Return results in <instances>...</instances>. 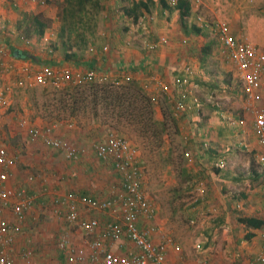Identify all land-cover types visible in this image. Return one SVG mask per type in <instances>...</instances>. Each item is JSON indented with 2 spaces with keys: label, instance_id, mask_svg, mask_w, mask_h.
Returning <instances> with one entry per match:
<instances>
[{
  "label": "rangeland",
  "instance_id": "374dc122",
  "mask_svg": "<svg viewBox=\"0 0 264 264\" xmlns=\"http://www.w3.org/2000/svg\"><path fill=\"white\" fill-rule=\"evenodd\" d=\"M100 1L103 8L97 13L96 17L89 16V19H87L92 26L93 34L87 36L88 43L86 45H81V48L84 47L82 54L69 59L64 57L60 44H58L59 38H57L62 20L63 0H50L46 7L37 9V16L44 18L46 22H50V31L47 42L42 40L40 46L37 41L33 43L31 41L32 57L36 58L38 62H31V65H28V73L32 75L46 66L55 67L53 61L50 60H55L60 67L77 64L82 66L87 59L85 50L92 48V46L101 49L105 45L110 48V45L115 44L123 51L122 53H124V48H133L141 56L146 57L148 54L144 50V43L155 38L158 32L162 30L166 32L174 28L171 33L175 36L173 41L179 49L187 50L186 48H189V46L200 48L197 59L201 61V67L197 66L198 68L195 70V78L199 80V83L197 86L192 87V95L200 102L199 116L190 118L184 114L175 113L173 100L182 97V92L181 95H176L175 92H171L169 89L167 94L160 90L157 93L150 92L147 94L148 92L145 90L147 96L152 100L154 118L157 120L164 119L167 125V135L164 136L161 146H157L152 135H140L141 133L135 131V127H139L138 125L130 124L124 117H121L122 115L119 116L122 111L118 108H114L113 111H104L98 107L95 115V112L87 107L84 111H76L71 114L60 109L61 103L59 100L63 89L58 90L41 84H27L18 87L17 83L24 77V74L21 75L16 71L11 73L13 67L0 58V63H3V65H0V92L8 88L4 96L6 101L4 104H0V147H5L17 155L16 168L18 171L37 176L40 182L45 183L50 188L49 179L57 182L61 169H72L77 172V175H80V178L76 183L74 181L66 184V188L71 190L72 186L75 187V184H77L81 190L91 195L96 194L106 197L111 188L117 185L118 177L112 167L108 164H101L97 160L89 147L93 142L102 138L108 129L114 130L131 144L142 171L144 191L157 208V222L161 234L172 238L174 243L180 247L179 258L175 257V260L177 262L182 261L183 255H185L182 248H184V251L187 250L193 254L200 243L198 232L202 229L201 222L194 221L192 223L189 219L188 209L196 198H201V195L204 194L198 190L199 183L203 184V190L208 185L206 184V178L202 176L205 168L203 167L199 172L196 171L197 167L207 165L206 161H201L205 152L201 146L203 138H201L200 129L207 125L205 120L209 116L208 112H213L212 119L224 120L228 124H234L233 126L237 129V119L234 117L243 118L245 124L246 122H252V111L264 109V93L257 92L253 98H245L238 73L221 54L220 41L210 32H203L201 36L194 34L193 25L188 23H186L185 28L182 27L178 12L172 11L169 18L165 19V16L160 15L159 7L154 0H143L148 5L149 15L146 16L148 22H141L140 28L143 27V29L141 28L138 32V26L131 19L123 16L122 5L115 4L114 0ZM195 10L192 9L191 13ZM167 11L170 12L171 10ZM198 11H201L202 16L209 21L219 20L225 22L238 40L249 41L257 51H264V0H201ZM149 17H152V19ZM146 22L147 24H145ZM149 25L154 26V28L147 30ZM189 37L191 38L187 40ZM183 40H187V43L183 44ZM53 44H57L58 49L54 50L51 55L46 54L49 49L47 47L52 48ZM126 44L127 47H125ZM43 47H45V50L42 49ZM187 53L189 52L187 51ZM63 61L66 63L63 64ZM85 67L87 68V66ZM98 67L97 65L93 69L97 71ZM99 70L104 69L99 68ZM114 77L112 76L107 83L112 84ZM98 79H95L94 82L99 83ZM131 81L136 82L137 80L133 79ZM122 84L128 83L121 81L119 85ZM153 94L156 96L153 97ZM216 106L222 111L224 119L214 113L213 108L216 109ZM189 107L193 108L192 105H189ZM194 111L197 112L195 109ZM68 116L75 117L73 121L75 129L80 130L64 136H67L75 146L83 147L88 151L87 158L77 166L65 165L66 162L61 156L45 148L41 143L31 140L29 136L31 129L42 127L37 119L53 120ZM247 130L249 131L246 134H238L239 132L234 131V135L227 137L233 155H250V149L249 151H243V149L240 150L235 147L241 140L249 143L253 142L251 138L252 123ZM186 135L188 140L184 139ZM215 136V129L211 128L207 132L209 146L217 144ZM220 150L221 147L216 148V153ZM206 168L208 171H214L215 169L213 164L212 167L206 166ZM77 179L78 177L75 178L76 181ZM65 190L64 187L62 189L63 193L60 192L59 194H64ZM212 209L216 211L215 208ZM35 213L37 214V221L29 227L28 232L31 231V234L28 233L27 235L33 240L36 247L48 232L51 235L50 246L56 250V236L64 230L69 231L71 234L75 231L67 227L62 218L50 216L49 208L39 211L37 207ZM211 215H213V212L207 213V216ZM85 216H88V213ZM102 216L104 215H99L101 219ZM45 227L47 232L44 231ZM78 236H73L74 240L82 243L85 239L78 238ZM21 242H23V239ZM122 246L124 244H119L117 249H122ZM50 258L44 257L42 259V257H39V260L30 261V264L44 263ZM199 262H196V264H199Z\"/></svg>",
  "mask_w": 264,
  "mask_h": 264
},
{
  "label": "built area",
  "instance_id": "2783aa9c",
  "mask_svg": "<svg viewBox=\"0 0 264 264\" xmlns=\"http://www.w3.org/2000/svg\"><path fill=\"white\" fill-rule=\"evenodd\" d=\"M28 4L46 7L50 0H24ZM168 8H175L180 3H187L190 10L196 9L194 24L202 32H210L216 36L222 46V54L238 73L243 91L249 99L255 92L264 93V51H257L255 46L244 39L238 40L230 34L229 26L219 20L209 21L198 11L201 0H163ZM152 19V17H149ZM25 43H29L24 39ZM166 37H160L144 44L147 54L159 50L167 44ZM187 40H183L186 44ZM108 47H103L106 52ZM0 47V54L3 53ZM28 65L25 63L18 69V73L24 77L17 83L18 87L25 85L41 84L50 85L60 89L67 84L83 86L94 82L97 72L90 68L81 70L78 67L61 66L58 68H42L31 76L28 73ZM131 66L125 65L122 76L111 73H101L99 83H107L112 76L113 85H119L121 81H131ZM129 70L124 73V69ZM182 71L189 72L184 67ZM174 84L181 88L187 83L184 76H175ZM147 82L153 84L163 93L169 92L166 82L155 75L147 77ZM0 92V104L5 103V92ZM192 95V92H188ZM192 102L196 108L200 107L199 100L193 96ZM184 102L173 100L175 113H180L185 108ZM252 131L256 139L259 151L256 155L257 164L264 166V109L252 111ZM238 125L243 128L245 121L242 118ZM62 127L74 128V123L67 119H58L49 122L42 127H36L29 131L33 141H39L50 150L59 151L66 163H81L88 155L87 149L75 146L68 138L58 137L55 134ZM248 149V146L242 144ZM89 149L95 157L112 167L118 176L117 185L111 188L106 197L82 196L73 191L64 194H55L52 205L58 218H64L67 227L76 231L85 239L82 243L74 240L73 235L67 231H61L56 236V248L64 257L66 264H174L169 259V250L180 253V247L172 238L161 234L157 222V208L151 202L144 191L142 183V171L135 158V152L131 144L123 136L114 130L108 129L105 135L92 143ZM191 160V159H190ZM189 160V162H191ZM15 154L5 147H0V264H15L17 235L27 218L33 222L37 216L32 215L35 198L27 193L22 186L8 187L9 181L16 178ZM28 183L34 182L33 176L26 178ZM199 191L203 192V184L199 183ZM97 213L105 216L101 223L97 217L85 216V214ZM12 216V221L7 217ZM142 222L145 226H139ZM154 236L157 237L155 240ZM123 245L118 250V245ZM20 259L26 264L34 261L35 248L32 241L24 240V246L20 253ZM36 264H41L40 262ZM199 264H209L207 260ZM251 264H264V231L262 232V245Z\"/></svg>",
  "mask_w": 264,
  "mask_h": 264
},
{
  "label": "crops",
  "instance_id": "0c3cea01",
  "mask_svg": "<svg viewBox=\"0 0 264 264\" xmlns=\"http://www.w3.org/2000/svg\"><path fill=\"white\" fill-rule=\"evenodd\" d=\"M154 2H156V5L159 7L160 15L163 17L165 16V19H168L169 14L172 11H167L163 7L161 0H154ZM39 8L43 7L35 6L32 4L30 5L24 0H0V47H3V49H5L4 51L7 52L6 57L4 58L5 63H10L11 67H14L11 73H14V69H19L20 67H22V65L26 63V60H28V62L30 61V57H32V50L30 45L31 41L32 43L37 41L39 46L41 45L42 40H45L47 42V37L50 31V22H46L44 18L37 16V9ZM39 19L41 22L46 24V29H44L43 35L41 37L33 33L36 28L35 24H37L35 23V20L37 21ZM146 19V16H144L137 23H135V25L138 26V32L141 28L143 29V27L140 28V25L141 22H144V20H148ZM147 22L145 24H147ZM144 28L146 29L145 25ZM152 28H154V26L149 25V28L147 30H152ZM173 30L174 28L167 30L166 32L165 30L158 32L157 36L150 41L155 40L159 37H166L168 43L161 49L153 53H149L146 57L141 56L140 53L133 48H124V53H122L123 51H121L120 48L115 44L113 46L110 45L109 50H107L106 52L102 51L103 47H105L106 45L101 49L94 48L92 46V48H88V50H85V54L87 57L85 63H83L82 66L81 64L74 65V67L85 70V66H87V68H91L98 65V71H100L99 68H103L104 70L102 71H107L108 73H115V75L118 74L119 76H122V68L125 65H129L131 66L130 72L132 71V78L136 79L141 85L145 83L144 88L145 90H147V94H149L150 92H158V89L153 84L147 82V77L153 75L152 73H155L157 74L155 75L156 77L167 83L171 92H176L178 93V95H180L179 92H181V89H178L176 86H174L172 79L175 74L180 72L186 66L191 67L192 79H196L195 70L196 68L201 67V61L197 59V53L200 52V48L189 46V48H186L187 50L179 49L178 45L175 43V41H173V38L175 37L171 33L173 32ZM27 32H29L30 34H28V37H25V34ZM190 38L191 37H189L188 39ZM24 39L28 40L29 43H25ZM54 46L55 45L53 44V46L51 47ZM125 47H127V45H125ZM44 48L45 47H43L42 49L45 50ZM47 48L49 49L47 50ZM47 48L46 50L48 52H46V54L51 55L54 53V51L52 52V49L50 47ZM16 50L19 52H25L30 55L29 59H17V57L14 56V51ZM187 51L189 53H187ZM74 52L75 53H70L73 58L77 55L82 54V50ZM63 54L65 55V53ZM19 56L20 53L18 57ZM50 61H53V64H55L54 68L60 67V65L55 60ZM62 63L65 64L66 62L63 61ZM128 72L129 70L125 68L124 73ZM97 76L99 77L100 74H98ZM195 83L196 84L193 85L191 84V92L193 89L192 87L197 86L199 80ZM58 90H61V88ZM155 96L156 95L153 94V97ZM181 96L185 99L186 108H188L189 105H192V98L190 97V94L184 92ZM208 107L209 109H211L210 106ZM215 108L216 109L213 108L214 113L219 114L218 110L220 109L218 108V106H216ZM190 109L191 108L189 107L188 110ZM188 113L187 114L190 118L192 116H196V118L199 116L195 113L194 110H191ZM208 113V121L205 120V123L207 125L204 128L200 129V135L201 138H203L201 146L205 148V154H203V160L201 161H206L207 165L199 166L196 170L197 172H199L203 167L205 168L204 174L202 176L206 178V184L208 185L206 186L207 188L205 187L206 189L204 188L203 190V196L201 195V198H196L191 203L190 208L188 209V215L190 216L189 219L191 220V222H201L200 225L202 229L200 232H198L200 236V243L199 245H197V249L193 251V254L187 250L184 251V248H182L185 255H183V260H180L178 262L177 260H175V257L179 258L180 254L178 255V253L173 252L170 249L169 259L172 263L175 262L174 264H196V262L198 263L199 261L203 260H207L209 264H251L261 248L262 232L264 230H248L243 225L237 223V218L239 216H250L264 220V166L261 167L257 164L256 151H259V147L256 144V139L252 130L251 138L253 142L249 143L245 142L244 140H239L240 142H238L237 146H235L237 149H243V151H249L250 149V155H233V151H231L227 137L229 135H234V131H236L237 133L239 132L238 134H246V132L249 131L247 130V128L251 127L252 122H246L245 126L241 128L238 125V122L241 120L240 117H234L235 119H237L236 129L233 126L234 124H228L224 120H217V118L216 120L212 119L213 117L211 116L213 115V112L210 111ZM74 118L75 117L68 116L61 119H67L73 122ZM37 120H39L41 125L44 126L51 121L58 120V118H55L53 120H45L39 118ZM211 128L215 129V141H217V144L209 146L207 142L209 141V139H207V132H209ZM79 130L80 129L77 128L75 129V125L72 129L62 127L57 130L54 135L58 137L62 136L64 138H68L64 135H71L72 133L79 132ZM242 144H248V149L243 148ZM219 147H221V150L218 152V154L216 153V148ZM55 154L62 157L59 151L55 152ZM252 159H254V164L251 163ZM98 161L101 164L107 165L103 161ZM67 164L72 166L79 165L74 163H66L65 165ZM212 164L213 167H215L214 171H208L206 166L212 167ZM15 171L17 173L16 178L9 181L7 186L9 188L22 186L27 190V193L30 196L35 198L34 208L31 212L33 216H37V214L35 213V209L38 207L39 211L49 208L50 216L52 215L53 217L58 218L55 214V208L52 205V200L55 197V194H59L60 192L63 193L62 189H64V187L66 189L64 191L65 193L73 191L79 192L82 196H96L99 198H103V196L101 195H91L88 192L81 190L80 187L77 186V184H75V187L73 185L71 190L69 188H66V184H69V182L73 183L74 181V183H76L80 178V175H77V172L73 171L72 169H61V171L59 172L60 176L58 177L57 182H53L52 179H49L48 183L51 188L46 186L45 183L40 182V180L37 179V176H34L33 174H30L28 172L21 173L17 168ZM28 176L34 177L33 183H28L26 181V178ZM76 177H78L77 181L75 180ZM212 208H215L216 211ZM208 212H213V215L207 216ZM88 216L99 218L101 223L105 221V216H102L101 219L97 213H90L88 214ZM7 217L12 221V216L8 215ZM62 219L64 220L63 217ZM34 223L36 222H33L30 218H27L26 222L21 228L20 233L17 235L16 252L14 254L15 264H25V262L20 259L18 253H20L22 246H24V240L26 241L29 239L32 241V246L35 248L34 260H39V257H42V259L44 257H51L50 260L47 259V261H44V263H40L66 264L64 257L60 254L58 248L55 250L50 246L51 235L47 232L46 227L44 228V231L47 232V234L43 236L44 239H42L41 243H39L37 247L35 246V244H33V240L29 238L27 234L31 232H28V230L29 227ZM139 226L141 227L145 225L140 222ZM248 232L253 234L250 239L246 238V234ZM72 235L77 237L76 231H74ZM81 237V235L78 236V238ZM155 237L156 236H154V238ZM22 239L23 242H21ZM156 239L157 237L155 238V240ZM30 263L31 262L27 264Z\"/></svg>",
  "mask_w": 264,
  "mask_h": 264
},
{
  "label": "trees",
  "instance_id": "16d2710c",
  "mask_svg": "<svg viewBox=\"0 0 264 264\" xmlns=\"http://www.w3.org/2000/svg\"><path fill=\"white\" fill-rule=\"evenodd\" d=\"M114 1L115 4H119L120 6L122 5L123 16L131 19L134 23H137L144 16L149 15L148 5L146 1H142V0L141 1L114 0ZM161 3L165 9L171 11L176 10L179 12L181 25L182 27L185 28L186 27L185 21L190 16V12H191L189 5L187 3H180L175 8L172 9V8H168L163 0H161ZM102 8L103 5L100 0H63L62 11H61L62 20H61V26L58 29L57 38H59L58 44H60V47L62 48V52L65 53V55L63 54L65 58L67 59L73 58L72 55H70V53H75L74 51H81L84 49V47L81 48V45H86L88 43L87 36L93 34L92 26L87 19H89V16L96 17L97 13ZM35 23L37 24H35L36 28L33 33L41 37L43 35L44 29H46V24L41 22L40 19L37 21L35 20ZM192 27H193V33L198 35L200 33V30L195 26ZM28 34L30 33L27 32L25 34L26 35L25 37H28L29 36ZM230 34L233 36V38L236 39V37L231 31ZM51 49L52 51L58 49V45L56 44ZM19 53L20 56L17 57V59H29L30 57V55H28L25 52H19ZM6 54L7 52L4 51L3 53L0 54V58L4 60ZM12 54H13V50H12ZM25 62L27 65H31L30 64L31 62H38V60L36 58L30 57V61L28 62V60H26ZM0 65H3V63H0ZM48 67L51 66H46L42 68H48ZM186 67L189 68L188 73L185 74L184 71L179 70L180 72L175 74V76H184L187 79V83L183 85L181 88H179L174 83L173 84L178 89H181L182 93L187 92V94H189L188 92L191 90L190 89L191 84L192 85L196 84L195 82H198V80L192 79V75H191L192 69L189 66ZM13 71L18 72V69H14ZM26 76H31V74L27 73ZM131 80H133L132 76H131ZM172 81L174 82V79H172ZM144 84L141 85L138 81L136 82L130 81L128 82V84H122L118 86L109 83H95V82H89L83 86H75L72 84H67L61 88L63 90L61 91V96L59 100V102L61 103L60 109H62L64 112L67 111L70 112L71 114H74L76 111H81V110L84 111L88 107L93 112H95L96 115L97 114L96 111L98 107H100V109L104 111H113L114 108H118L119 110L122 111V113H119V116L122 115L121 117L122 118L124 117L127 122H130V124H134V125L136 124L139 126V127H135V131L141 133L140 135H152L154 137L156 145L161 146L164 140V136L167 135L166 121L164 119L157 120L154 118L152 100L145 93ZM256 93L257 92H255V94ZM175 94L178 95V93L176 92ZM190 97L192 98L193 95H190ZM245 98L249 99V96L245 94ZM179 100L184 102L186 106L185 99L183 97H180ZM192 105H193L192 109L188 110V108L185 107L179 114H184L185 116L189 117L188 114L190 113L188 112L194 109L197 110L196 114H198V111H200L199 108H196L193 102ZM218 111H219L218 116L220 118L223 117L222 111L221 110ZM186 136H184V139L188 140V136L187 137ZM202 148L204 151L205 148L204 147ZM15 156H16V161H15V167H16L17 155L15 154ZM251 163L254 164V159L251 160ZM75 193L80 194L79 192H75ZM237 223L243 225L248 230H264V220L260 218L250 217V216H239L237 218ZM252 235H253L252 233L248 232L246 234V238L250 239Z\"/></svg>",
  "mask_w": 264,
  "mask_h": 264
},
{
  "label": "clouds",
  "instance_id": "9594fccd",
  "mask_svg": "<svg viewBox=\"0 0 264 264\" xmlns=\"http://www.w3.org/2000/svg\"><path fill=\"white\" fill-rule=\"evenodd\" d=\"M173 9V8H172ZM185 23H188L189 25H193V26H195V24H194V15L190 12V16L186 19V21H185ZM196 27V26H195ZM197 28V27H196ZM200 30V29H199ZM201 33H203L201 30H200V33L198 34V35H200L201 36ZM160 38V37H159ZM158 39V38H157ZM157 39H155V40H157ZM187 40H189V39H187ZM147 42H150V41H147ZM168 42V41H167ZM146 43V42H145ZM144 43V44H145ZM167 45V44H166ZM164 47V46H163ZM162 48V47H161ZM160 48V49H161ZM108 50H109V47H108ZM86 69H88V68H86ZM90 69H92V70H94L93 69V67H91ZM97 72V75L98 74H101V73H104V72H107V71H96ZM108 73V72H107ZM111 74H113V73H111ZM115 75V74H114ZM117 75V74H116ZM97 78H99L98 76L96 77V79Z\"/></svg>",
  "mask_w": 264,
  "mask_h": 264
},
{
  "label": "water",
  "instance_id": "95a60500",
  "mask_svg": "<svg viewBox=\"0 0 264 264\" xmlns=\"http://www.w3.org/2000/svg\"><path fill=\"white\" fill-rule=\"evenodd\" d=\"M18 55H19V51H17V50L14 51V56H15V57H18Z\"/></svg>",
  "mask_w": 264,
  "mask_h": 264
}]
</instances>
